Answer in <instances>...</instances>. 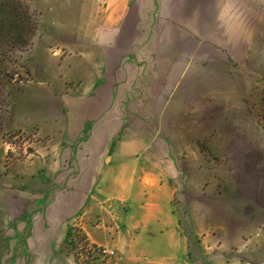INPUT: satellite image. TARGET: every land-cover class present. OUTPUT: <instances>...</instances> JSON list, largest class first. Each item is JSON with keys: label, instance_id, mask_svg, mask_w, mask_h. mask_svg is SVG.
Returning <instances> with one entry per match:
<instances>
[{"label": "crops", "instance_id": "obj_1", "mask_svg": "<svg viewBox=\"0 0 264 264\" xmlns=\"http://www.w3.org/2000/svg\"><path fill=\"white\" fill-rule=\"evenodd\" d=\"M263 10L264 0H84L75 83L42 93L63 117L0 181V264H78L76 228L116 251L102 264H197L174 192L149 182L148 149L168 145L149 123L167 130L168 114L233 92L228 66L247 65Z\"/></svg>", "mask_w": 264, "mask_h": 264}, {"label": "rangeland", "instance_id": "obj_2", "mask_svg": "<svg viewBox=\"0 0 264 264\" xmlns=\"http://www.w3.org/2000/svg\"><path fill=\"white\" fill-rule=\"evenodd\" d=\"M83 1L0 0V181L25 169L51 138L41 131L63 117L59 103L42 93L75 83L69 71L81 53ZM259 28L250 36L247 65L228 66L233 92L168 114L167 130L149 123L168 145L148 149V181L174 192L197 264H264V19ZM72 236L78 264L107 259L79 228Z\"/></svg>", "mask_w": 264, "mask_h": 264}, {"label": "built area", "instance_id": "obj_3", "mask_svg": "<svg viewBox=\"0 0 264 264\" xmlns=\"http://www.w3.org/2000/svg\"><path fill=\"white\" fill-rule=\"evenodd\" d=\"M99 252L102 256L107 258H114L116 256V251L112 249H108L105 247L99 248Z\"/></svg>", "mask_w": 264, "mask_h": 264}]
</instances>
